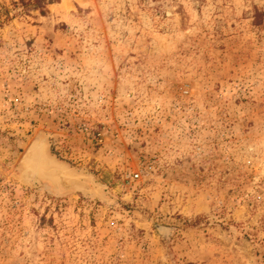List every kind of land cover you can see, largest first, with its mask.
Returning a JSON list of instances; mask_svg holds the SVG:
<instances>
[{"label":"rangeland","instance_id":"1","mask_svg":"<svg viewBox=\"0 0 264 264\" xmlns=\"http://www.w3.org/2000/svg\"><path fill=\"white\" fill-rule=\"evenodd\" d=\"M19 2L0 264H264V0ZM31 143L56 168L28 183Z\"/></svg>","mask_w":264,"mask_h":264},{"label":"water","instance_id":"2","mask_svg":"<svg viewBox=\"0 0 264 264\" xmlns=\"http://www.w3.org/2000/svg\"><path fill=\"white\" fill-rule=\"evenodd\" d=\"M23 159L28 166V170L23 173L28 183L32 182L36 175L45 176L48 167L56 168L46 157L43 147L36 143H31Z\"/></svg>","mask_w":264,"mask_h":264},{"label":"trees","instance_id":"3","mask_svg":"<svg viewBox=\"0 0 264 264\" xmlns=\"http://www.w3.org/2000/svg\"><path fill=\"white\" fill-rule=\"evenodd\" d=\"M58 0H20L22 8L25 10L34 9V10H44L47 5L57 3ZM41 11V12H42Z\"/></svg>","mask_w":264,"mask_h":264},{"label":"bare ground","instance_id":"4","mask_svg":"<svg viewBox=\"0 0 264 264\" xmlns=\"http://www.w3.org/2000/svg\"><path fill=\"white\" fill-rule=\"evenodd\" d=\"M64 4H67L66 2H64Z\"/></svg>","mask_w":264,"mask_h":264}]
</instances>
